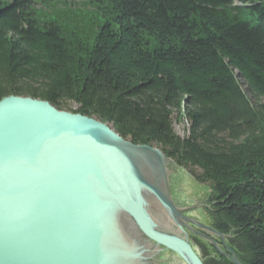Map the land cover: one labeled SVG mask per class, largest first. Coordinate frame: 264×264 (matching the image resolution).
<instances>
[{"label": "trees", "instance_id": "1", "mask_svg": "<svg viewBox=\"0 0 264 264\" xmlns=\"http://www.w3.org/2000/svg\"><path fill=\"white\" fill-rule=\"evenodd\" d=\"M36 1H0V99L45 100L155 145L211 187L243 263L264 264V0H95L108 19L82 57L58 24H38Z\"/></svg>", "mask_w": 264, "mask_h": 264}, {"label": "water", "instance_id": "2", "mask_svg": "<svg viewBox=\"0 0 264 264\" xmlns=\"http://www.w3.org/2000/svg\"><path fill=\"white\" fill-rule=\"evenodd\" d=\"M184 170L107 122L1 98L0 264H203L189 233L224 235L179 198Z\"/></svg>", "mask_w": 264, "mask_h": 264}, {"label": "rangeland", "instance_id": "3", "mask_svg": "<svg viewBox=\"0 0 264 264\" xmlns=\"http://www.w3.org/2000/svg\"><path fill=\"white\" fill-rule=\"evenodd\" d=\"M0 1L4 2L5 0ZM32 12L40 26L47 22L58 24L67 41L74 48L81 50L79 52L78 49L74 54L81 57L92 46L99 27L108 19L103 8H99L95 0H37L32 7ZM148 43L150 47L154 44L151 39H148ZM172 127L174 133L180 138L187 135L189 122L183 111L180 114L173 113ZM178 184L179 198L183 202L189 205L203 204L191 211L193 217L208 225H215L217 223L216 216L207 203L212 195L211 187L196 182L187 169L182 171ZM234 245L235 257L244 264L242 261L246 257L244 243L235 237ZM204 263L213 264L206 259ZM181 264L185 263L181 261Z\"/></svg>", "mask_w": 264, "mask_h": 264}, {"label": "flooded vegetation", "instance_id": "4", "mask_svg": "<svg viewBox=\"0 0 264 264\" xmlns=\"http://www.w3.org/2000/svg\"><path fill=\"white\" fill-rule=\"evenodd\" d=\"M210 209L214 211L212 203L209 201L207 202ZM190 215L193 217V215L190 212ZM195 218V217H194ZM199 220V219H198ZM201 221V220H200ZM202 222V221H201ZM203 223V222H202ZM207 227H210L217 231L220 234H223V238L216 235H210L209 238L212 240L215 245H213L211 242L205 240L204 238H201L197 235H194L193 233H189L190 240L193 244V248L195 252L200 257L203 264L204 260H208V262H211L213 264H233L230 260V256H236L234 253V238L236 235L232 232H224L222 230H219L217 228V223L215 225H208L204 223ZM199 231V229H198ZM202 235L205 236L206 234L202 232ZM210 253L211 255H209ZM174 257H171V261H167L166 264H181L180 259H173ZM245 264V263H244Z\"/></svg>", "mask_w": 264, "mask_h": 264}]
</instances>
